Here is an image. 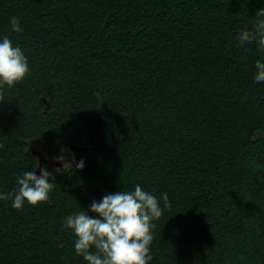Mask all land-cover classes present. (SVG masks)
Here are the masks:
<instances>
[{
	"label": "trees",
	"instance_id": "1",
	"mask_svg": "<svg viewBox=\"0 0 264 264\" xmlns=\"http://www.w3.org/2000/svg\"><path fill=\"white\" fill-rule=\"evenodd\" d=\"M261 8L0 0V42L7 35L30 69L0 104V193L36 171L31 142L49 160L88 149L84 170L51 171V203L0 200V264H87L64 218L137 184L164 209L150 264H264V82H254L264 50L236 39Z\"/></svg>",
	"mask_w": 264,
	"mask_h": 264
},
{
	"label": "clouds",
	"instance_id": "2",
	"mask_svg": "<svg viewBox=\"0 0 264 264\" xmlns=\"http://www.w3.org/2000/svg\"><path fill=\"white\" fill-rule=\"evenodd\" d=\"M255 16L253 30L241 31L236 39L237 46L256 43L260 50H264V8L259 9ZM12 32L20 33L22 28L18 17H11ZM255 83L264 82V63L255 62ZM30 75L27 57L18 46L5 35L0 42V104L6 99L5 90H11L22 83ZM100 103L103 98L99 92L95 94ZM0 147H3L0 145ZM61 149V154L55 157L56 162L62 164L65 172L71 171L76 163L74 154ZM40 167L39 175L35 171H25L17 176V188L8 193H0V200H11L12 208L22 210L25 204L35 207L44 203H51L49 194L53 190V173ZM83 168V161L76 163V169ZM56 173L61 169H55ZM164 208H170L167 193L162 195ZM164 209L160 207L157 197L144 191L139 184L134 191H117L105 194L99 202L93 200L87 210L81 209L75 214L64 218L63 226L72 230L76 237L74 251L87 264H150L153 260L151 244L154 236L152 230L156 227L153 221H158ZM90 213V214H89ZM95 248V251L90 249ZM243 259V257H241Z\"/></svg>",
	"mask_w": 264,
	"mask_h": 264
},
{
	"label": "water",
	"instance_id": "3",
	"mask_svg": "<svg viewBox=\"0 0 264 264\" xmlns=\"http://www.w3.org/2000/svg\"><path fill=\"white\" fill-rule=\"evenodd\" d=\"M68 148L74 154L79 153V152H87L88 151V149L85 148V147H79V146H75V145H72V144L69 145ZM29 150H30V152H31L32 155H35L37 157L38 165L40 166L42 164V162H43L42 148H40V147L35 148L34 147V148H30ZM75 162L76 163H79L80 160L79 159H76ZM49 163H50V166H52L54 168H56V167L61 168L62 167V164L59 163V162H56V160H52ZM76 163H74V167L75 168H76ZM39 169H40V167H37V169L35 171V173L37 175H39V172H38ZM82 170H84V166H83Z\"/></svg>",
	"mask_w": 264,
	"mask_h": 264
},
{
	"label": "flooded vegetation",
	"instance_id": "4",
	"mask_svg": "<svg viewBox=\"0 0 264 264\" xmlns=\"http://www.w3.org/2000/svg\"><path fill=\"white\" fill-rule=\"evenodd\" d=\"M30 148H33L31 145L29 146V149ZM68 150H69V148H68ZM71 152V151H70ZM72 154H74L73 152H71ZM81 153H85V152H79V153H76V154H74V160H76V159H79L80 161L82 160L83 162H84V154L82 155ZM54 160V159H53ZM52 161V159H46L45 157H44V155H43V162H42V164L40 165V166H46V167H49V168H51V170H53V169H55L54 167H52V166H50V163L49 162H51ZM72 167L73 168H75L74 167V163L72 164ZM56 168H58V167H56ZM60 169H62V167L60 168ZM39 171H40V169H39ZM38 171V172H39Z\"/></svg>",
	"mask_w": 264,
	"mask_h": 264
},
{
	"label": "rangeland",
	"instance_id": "5",
	"mask_svg": "<svg viewBox=\"0 0 264 264\" xmlns=\"http://www.w3.org/2000/svg\"><path fill=\"white\" fill-rule=\"evenodd\" d=\"M30 145L34 148H37V147H39L38 146V144L37 143H35V142H31L30 143ZM64 149H66L67 151L64 153V155H65V159L67 160L69 157H68V155H67V152L68 151H70V150H68V148L65 146L64 147ZM82 155L84 154V153H81ZM84 156V155H83ZM46 170L48 171V172H51L52 170H51V168H49V167H46Z\"/></svg>",
	"mask_w": 264,
	"mask_h": 264
}]
</instances>
